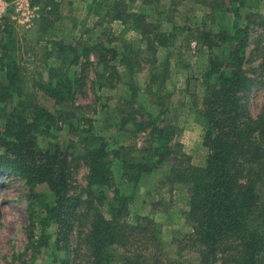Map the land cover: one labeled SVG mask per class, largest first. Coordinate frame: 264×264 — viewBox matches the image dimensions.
Returning <instances> with one entry per match:
<instances>
[{"label": "trees", "instance_id": "obj_1", "mask_svg": "<svg viewBox=\"0 0 264 264\" xmlns=\"http://www.w3.org/2000/svg\"><path fill=\"white\" fill-rule=\"evenodd\" d=\"M202 1L209 15L218 11L235 21L242 19V0ZM135 2H95L92 16L119 22L123 33L140 36L152 33V40L158 48H168L174 43L171 39L174 36L165 30L170 24L165 15L167 6L142 0V5L147 6L154 16L153 20H148ZM35 3L44 10L35 26V34L47 41L49 48L45 55L56 61L46 69L47 82L38 86L56 106H64L72 101L78 85L67 68L78 62L77 46L62 40L66 32L59 24L60 5L53 0H36ZM255 18L264 33V15L257 14ZM250 23H235L214 35L205 32L199 37L204 40H198L203 49L205 40L206 46L211 47L210 38L214 37L219 41L215 46L220 48L211 57L205 55L207 63L200 71L204 93L198 114L203 121L209 151L204 167L192 165L181 145L172 140L171 127L157 124L164 112L159 96L155 95L157 115H150L147 122L131 118L138 131H149L153 146L143 149L144 157L138 162L125 164L122 177L136 184L142 175L169 161L168 180L183 185L188 198L185 221L190 231L183 236L181 243L184 249L197 254L198 264H264V107L256 116L250 115L248 109L249 95L254 87L264 85V81L261 76H248L244 69L249 55ZM155 53L153 62H156ZM120 63L126 72L136 69V64L124 50L120 54ZM168 65L166 62V72ZM4 71L8 85L0 92V103L4 104L0 107V125L6 137H10L4 145L6 151H11V157H0V172L9 166V173L20 177L31 193L38 185L46 184L55 199L39 215L33 213L30 216L28 241L31 247L36 249L42 243L51 247L49 240L53 234L56 244L62 242L64 246L62 263L70 264L67 259L70 254L68 235L73 219H78L87 225L84 241L86 264H108L116 251L120 252L121 264H162L165 256L161 249V225L149 217L130 215L126 201L122 202L116 190L112 196L106 194L114 186L108 152L102 139L92 131V126L81 128L80 122L88 120L81 108L73 106L66 112L52 114L38 105L21 103L20 109L8 110L5 101L18 90L15 62L10 60ZM158 71L154 69L152 80L159 78ZM154 84L158 91L163 81ZM58 118L62 123L73 120L68 124L72 137L80 144L84 143L81 152L76 154V159L82 160L88 169L90 196L84 200L70 194L71 172L62 152L29 148L33 134L55 125ZM105 205L109 207L108 218L101 210ZM50 223L54 225L51 235L46 232ZM35 224L40 226V233ZM164 264L170 263L166 261Z\"/></svg>", "mask_w": 264, "mask_h": 264}, {"label": "rangeland", "instance_id": "obj_2", "mask_svg": "<svg viewBox=\"0 0 264 264\" xmlns=\"http://www.w3.org/2000/svg\"><path fill=\"white\" fill-rule=\"evenodd\" d=\"M35 1L30 0V4L36 5ZM53 1L61 9L59 24L66 32L62 40L77 46L78 62L67 66L71 78L78 81L75 95L69 104L56 106L38 86L47 82L46 69L56 63L45 55L49 48L47 41L35 34V26L44 10L36 5L40 7L38 19L26 28L13 21L14 11L11 8L0 24V92L8 85L4 66L10 60L15 62L18 70V90L6 99V108H19L21 103H25L38 105L56 114L79 106L88 118L80 122L81 128L92 126V131L102 139L108 152L107 161L114 186L106 194L111 195L116 190L122 202L126 201L130 215L149 217L161 225L164 260L170 264H198L197 254L184 249L181 243L183 236L190 231L185 221L188 198L183 185L168 180L169 161L142 175L136 184L122 177L124 165L138 162L144 157L143 149L153 146L149 131H138L131 118L137 122H147L150 115H157L155 98L159 96L164 112L157 124L171 127L172 140L181 145L183 152L191 158L192 165L204 167L209 151L203 121L198 114L204 93L200 71L207 63L208 56L211 57L220 48L215 46L219 41L211 37V47L206 46L205 40V46L201 49L199 37L205 32L214 35L235 23L251 22L248 62L244 69L248 76H261L260 79L264 81V33L257 26L255 18L257 14L264 15V0H242V19L238 21L218 11L209 15L201 4L202 0H151L167 6L165 15L170 24L165 30L174 36L171 37L174 43L168 48H158L152 40V33L144 36L123 33L119 22L92 16L94 3L103 0ZM135 4L140 6V11L147 15L148 20L154 19L151 10L142 5V0H136ZM123 50L136 64L135 71L126 72L120 63ZM155 51L156 62H153ZM166 62H169L167 72ZM155 68L160 70L156 72L159 78L152 80ZM158 81H163V84L157 91L154 83ZM248 103L250 115L256 116L262 111L264 85L254 87ZM2 106L4 104L0 103ZM72 121L62 123L58 118L55 125L38 130L30 138L29 148L33 151L50 148L62 152L67 157L71 172L70 194L84 200L90 196L88 169L82 160L76 159L77 151L81 152L84 143L80 144L72 137L73 132L68 125ZM5 137L0 125V157H11V151H6L4 145L5 141H10V137ZM7 167L9 169L0 172V264H63L64 246L62 242L56 244L52 234L54 225L51 223L46 226L47 234H52L49 240L51 247L42 243L35 249L28 241L30 216L33 213L39 215L45 206L54 203L51 190L42 184L31 193L24 181L11 175V169ZM101 210L108 218L109 207L105 205ZM35 225L40 233V226ZM86 229L85 221L73 219L68 235L70 254L67 259L70 264H86ZM119 255L120 252L116 251L108 264H121ZM164 260H161L162 264L166 262Z\"/></svg>", "mask_w": 264, "mask_h": 264}, {"label": "built area", "instance_id": "obj_3", "mask_svg": "<svg viewBox=\"0 0 264 264\" xmlns=\"http://www.w3.org/2000/svg\"><path fill=\"white\" fill-rule=\"evenodd\" d=\"M11 8L14 11L13 21L26 28L34 24L40 12V7L31 5L30 0H0V24Z\"/></svg>", "mask_w": 264, "mask_h": 264}]
</instances>
